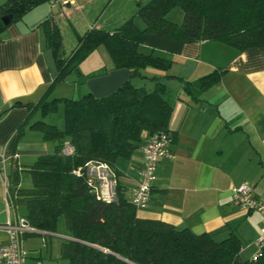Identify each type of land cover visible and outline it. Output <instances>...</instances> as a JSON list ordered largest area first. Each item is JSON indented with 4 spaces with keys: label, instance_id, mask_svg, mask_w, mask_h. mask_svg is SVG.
<instances>
[{
    "label": "crops",
    "instance_id": "1",
    "mask_svg": "<svg viewBox=\"0 0 264 264\" xmlns=\"http://www.w3.org/2000/svg\"><path fill=\"white\" fill-rule=\"evenodd\" d=\"M136 1L132 10L122 16V11H110V5L105 11L103 0H75L54 7L45 3L2 34L0 112L16 104L22 107L9 110L0 119V152H6L8 157L18 155L17 162L8 160L3 168L0 166V227L9 217L4 203V175L10 173L13 163L27 169L38 156L52 153L56 145L44 141L33 130L26 129L19 137L17 134L27 116L24 106L37 103L56 75L39 24L53 17L62 35V52L68 56L76 47L77 38L88 29L111 32L133 17L138 5L149 0ZM108 11L111 13L104 19ZM134 22L138 28L144 27L140 19L135 18ZM139 50L149 53L146 47ZM106 54L104 47H98L52 89L48 100L86 95L99 99L127 81L148 92H161L172 108L168 129L174 157L161 159L157 164L149 205L137 210L138 217L163 221L196 235L209 233L216 241L234 233L240 241L239 257L252 259L255 248L251 243L260 235L261 216L234 205L232 198L233 190L246 184L255 199L264 201V46L240 52L218 42L189 43L176 55L154 52L171 61L168 70L145 68L139 75L128 69H114ZM217 69L223 72L220 81L202 91L199 80ZM156 84L163 86L161 91ZM38 116L32 122L39 120ZM147 135L144 134L142 146L130 160L118 163L120 177L115 178L110 170L96 165L88 168L104 198L115 200L117 180L130 202V190L139 179L141 151ZM6 239L0 228V244Z\"/></svg>",
    "mask_w": 264,
    "mask_h": 264
},
{
    "label": "trees",
    "instance_id": "2",
    "mask_svg": "<svg viewBox=\"0 0 264 264\" xmlns=\"http://www.w3.org/2000/svg\"><path fill=\"white\" fill-rule=\"evenodd\" d=\"M50 0H2L0 3V40L5 30L24 15ZM178 8L180 24L168 21L167 14ZM9 17L4 24L1 19ZM144 27L138 28L134 18ZM50 50L56 75L48 90L35 104H28L27 116L17 128L18 137L26 129L36 131L46 142L56 143L50 154L40 155L22 170L12 165L7 175L9 197L14 207L25 209L29 225L49 234L56 233L60 218L69 239H63L60 258L66 264H264V248L256 260L239 257L240 241L231 233L216 241L212 234H193L188 229L138 217L137 209L125 198L124 187L115 180V200L97 199L88 186L87 165H104L115 178L121 176L119 162H126L140 149L144 134L169 133L171 106L157 89L148 92L129 81L103 98L91 95L76 100H48L52 89L77 70L92 52L102 46L113 68L166 71L171 61L154 52L179 54L185 44L218 42L237 51L264 46V0H149L138 5L133 17L111 32L88 29L77 38L68 55L62 52V35L53 17L38 26ZM140 47L149 53L140 52ZM219 69L199 80L200 89L217 84ZM162 90V85L156 88ZM186 91L190 93L187 87ZM63 106V128L36 120ZM13 105L0 112V119ZM68 142L70 156L60 153ZM80 171L77 175L76 172ZM30 177L29 187L21 186V175ZM46 234V235H47Z\"/></svg>",
    "mask_w": 264,
    "mask_h": 264
},
{
    "label": "built area",
    "instance_id": "3",
    "mask_svg": "<svg viewBox=\"0 0 264 264\" xmlns=\"http://www.w3.org/2000/svg\"><path fill=\"white\" fill-rule=\"evenodd\" d=\"M75 0H50L49 5L54 7L56 5L71 4ZM172 140L170 136L164 132H158L147 135L141 151L142 166L138 172L139 179L136 185L130 190V204L137 210L145 209L150 202L151 189L155 180V172L157 164L161 159H173L171 151ZM60 153L64 156H70L73 153V148L68 142L63 144ZM8 160L17 162L18 155L6 156V152H0V166L3 168ZM88 168L91 166L87 165ZM94 166V165H93ZM98 168L108 170L104 165H97ZM77 175L80 174L78 170ZM98 178V177H97ZM104 179V178H103ZM4 185L6 187V197L4 199L5 207L8 212V219L0 228L6 233L7 239L5 243L0 244V264H25L27 254L22 246L25 237L32 234H45V232L38 231L32 228L28 221L23 217L11 214L12 203L7 191L8 178L4 175ZM88 186L93 188L96 192L97 199L105 202H110L109 197H103L99 191L97 183L91 178L89 174ZM252 189L243 184L233 190L232 202L234 205L246 210L256 211L261 216L260 235L251 243L255 248V253L252 260H256L264 248V201L257 200L252 196Z\"/></svg>",
    "mask_w": 264,
    "mask_h": 264
},
{
    "label": "rangeland",
    "instance_id": "4",
    "mask_svg": "<svg viewBox=\"0 0 264 264\" xmlns=\"http://www.w3.org/2000/svg\"><path fill=\"white\" fill-rule=\"evenodd\" d=\"M103 2H104L103 9L106 8L105 11L108 10L109 5H110L111 7L110 11L112 12L115 11V14L116 12L122 11L120 15L122 16L123 14H125V11L130 12V9L132 10V8L134 7V4H136L138 1L136 0H103ZM140 2L144 3L146 2V0H140ZM110 11L107 12L104 19L108 17V15L111 13ZM166 19L176 24H180L181 19H182L181 10L178 8H174L167 14ZM140 50L145 52L142 49ZM147 69L154 70L155 68H147ZM78 98L79 97H75L74 100ZM38 118L39 120H42L45 123L55 125L58 129L61 130L63 128V106L62 104L58 103L57 108L54 112L47 114L43 118L38 116ZM30 185L31 183H30V177L28 173L23 172L21 175V186L29 187ZM138 212H140V210H138ZM11 214L12 216L13 215H16L19 217L24 216L25 209L22 207H16L14 209V207L12 206ZM66 238L67 236L64 230L62 218H60L58 221L56 233H52L49 235L48 234L47 235L46 234H32V235L25 237V239L22 242V246L27 254L25 264H66L65 261H63L60 258L61 244H62L63 239H66Z\"/></svg>",
    "mask_w": 264,
    "mask_h": 264
},
{
    "label": "water",
    "instance_id": "5",
    "mask_svg": "<svg viewBox=\"0 0 264 264\" xmlns=\"http://www.w3.org/2000/svg\"><path fill=\"white\" fill-rule=\"evenodd\" d=\"M1 21H2L4 24H7V23L10 21V18H9V17H3V18L1 19ZM45 234H47V233H45ZM66 239H69V238H66Z\"/></svg>",
    "mask_w": 264,
    "mask_h": 264
}]
</instances>
